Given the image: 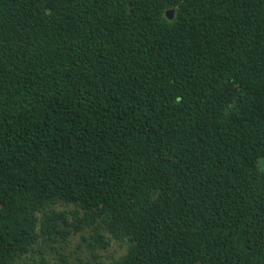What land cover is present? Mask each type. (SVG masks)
<instances>
[{
	"label": "trees",
	"instance_id": "trees-1",
	"mask_svg": "<svg viewBox=\"0 0 264 264\" xmlns=\"http://www.w3.org/2000/svg\"><path fill=\"white\" fill-rule=\"evenodd\" d=\"M74 237L264 264V0H0V264Z\"/></svg>",
	"mask_w": 264,
	"mask_h": 264
},
{
	"label": "rangeland",
	"instance_id": "rangeland-1",
	"mask_svg": "<svg viewBox=\"0 0 264 264\" xmlns=\"http://www.w3.org/2000/svg\"><path fill=\"white\" fill-rule=\"evenodd\" d=\"M72 220V216L70 217ZM78 238L74 237L72 238L71 242H69L68 246L66 247V251L69 250L71 251V249L78 247L77 251L72 252V256H69V262L70 264H79V262L76 260V256L77 254L81 255L83 260L85 261L86 259H89V254H88V249H87V245H79L78 246ZM125 250V246L120 245L118 242L116 241H112L111 244L109 245L108 249L103 252L101 251L100 253V257L98 260H105V262L110 261L112 258L114 257H118L119 255H121ZM91 260V259H90ZM83 264H86L83 262Z\"/></svg>",
	"mask_w": 264,
	"mask_h": 264
},
{
	"label": "water",
	"instance_id": "water-1",
	"mask_svg": "<svg viewBox=\"0 0 264 264\" xmlns=\"http://www.w3.org/2000/svg\"><path fill=\"white\" fill-rule=\"evenodd\" d=\"M172 12H173L172 9H168V10H166V11H165V16H166L167 18L171 19V18H172Z\"/></svg>",
	"mask_w": 264,
	"mask_h": 264
},
{
	"label": "clouds",
	"instance_id": "clouds-1",
	"mask_svg": "<svg viewBox=\"0 0 264 264\" xmlns=\"http://www.w3.org/2000/svg\"><path fill=\"white\" fill-rule=\"evenodd\" d=\"M172 16H173V13H172Z\"/></svg>",
	"mask_w": 264,
	"mask_h": 264
}]
</instances>
